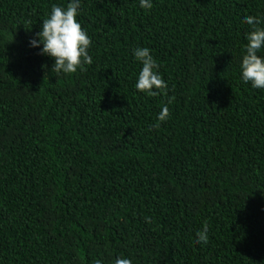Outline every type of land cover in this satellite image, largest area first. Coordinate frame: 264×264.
<instances>
[{"label":"trees","instance_id":"trees-1","mask_svg":"<svg viewBox=\"0 0 264 264\" xmlns=\"http://www.w3.org/2000/svg\"><path fill=\"white\" fill-rule=\"evenodd\" d=\"M69 2L0 0V264H264V89L240 72L264 0H82L92 63L57 74L29 41ZM136 47L166 90L135 88Z\"/></svg>","mask_w":264,"mask_h":264},{"label":"clouds","instance_id":"clouds-1","mask_svg":"<svg viewBox=\"0 0 264 264\" xmlns=\"http://www.w3.org/2000/svg\"><path fill=\"white\" fill-rule=\"evenodd\" d=\"M139 3L144 9H151L153 6L152 0H139ZM81 5L82 0H70L67 7L54 5L49 16L42 21L40 31L29 41L30 46L40 49L41 55L52 58L51 71L54 69L57 74L75 73L78 69L83 70L84 65L92 63L88 54L91 39L77 20ZM243 20L251 26V31L245 34L247 44L240 64L241 79L246 84L250 83L254 89H264V55H258L264 51V28L259 27L261 20L258 17L247 15ZM132 55L142 65L135 88L148 95H157L166 90L167 83L159 74V64L150 49L136 47ZM168 115V108L165 106L158 114V120L163 122ZM208 231L205 224L196 233L197 244L208 243ZM95 264L103 262L97 259ZM115 264H131V261L126 257H118Z\"/></svg>","mask_w":264,"mask_h":264}]
</instances>
